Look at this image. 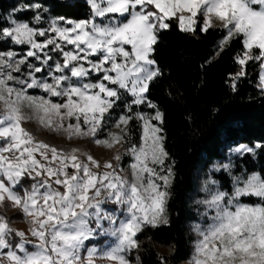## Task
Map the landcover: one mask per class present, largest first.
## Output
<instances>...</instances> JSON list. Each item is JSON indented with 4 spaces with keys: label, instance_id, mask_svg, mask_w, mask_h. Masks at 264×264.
<instances>
[{
    "label": "snow or ice",
    "instance_id": "1",
    "mask_svg": "<svg viewBox=\"0 0 264 264\" xmlns=\"http://www.w3.org/2000/svg\"><path fill=\"white\" fill-rule=\"evenodd\" d=\"M86 2L91 15L85 20L61 17L44 28L9 15L10 26L0 28V43L22 46L21 52L0 51V206L8 202L19 209L29 226L14 229L0 214V264H132L129 254L139 247L138 233L167 223L174 172L165 164L163 129L152 123L162 124L163 114L157 109L147 116L133 107L156 108L147 93L161 75L155 45L168 21L175 18L182 31L193 33L197 27L207 32L218 21L226 31L221 51L233 38L241 39L238 77L249 61L264 65V0ZM34 20L42 23L39 14ZM29 89L47 97L30 95ZM121 104L125 114L113 121V110ZM33 119L68 139L91 138L109 149L127 145L131 178L120 167V153L102 164L90 154L82 159L78 148L37 140L22 126ZM133 120L142 128L139 147L130 135ZM110 122L121 134L109 131L101 139ZM238 151L256 154L252 147ZM223 169L232 176V190L208 182L210 199L201 203L214 215L206 228L197 226L202 238L190 264H264V174L234 175L230 164ZM249 197L258 202H242ZM108 204L115 209H107ZM99 237L114 240L104 248L88 246Z\"/></svg>",
    "mask_w": 264,
    "mask_h": 264
},
{
    "label": "trees",
    "instance_id": "2",
    "mask_svg": "<svg viewBox=\"0 0 264 264\" xmlns=\"http://www.w3.org/2000/svg\"><path fill=\"white\" fill-rule=\"evenodd\" d=\"M37 4L40 5L39 10L16 11ZM37 14L42 18L40 25L34 20ZM89 14L90 7L84 0H0V28L9 27V15L46 28L53 19L84 20ZM168 23L170 27L159 33L155 45L154 58L161 75L150 84L147 93L156 108L141 105L134 106L133 111L152 116L158 109L163 114L161 135L165 137L164 147L169 155L167 162L174 172L167 203L169 221L159 227H147L138 236V264H185L191 259L193 236L189 225L197 217L190 194L199 165L209 166L225 158L231 147L245 144L255 148L256 154L237 156L233 172L264 174L261 62L249 61L244 67L245 74L238 77L241 71L237 57L244 52L241 39L233 38L221 51L219 42L226 36L223 28L211 27L202 32L197 27L193 33L182 31L173 19ZM7 50L17 51L21 47L0 43V51ZM127 99L131 100V97ZM122 114H125L123 104L113 110V121ZM113 124L110 122L108 127ZM129 128L132 141L139 146L140 122L133 120ZM256 145L261 147L256 148ZM129 161L130 157L123 158L125 164ZM216 177L223 189L231 192L232 181L228 175L223 172ZM27 183L31 184V181ZM243 201L258 202L252 197ZM19 215L24 217L22 213Z\"/></svg>",
    "mask_w": 264,
    "mask_h": 264
},
{
    "label": "rangeland",
    "instance_id": "3",
    "mask_svg": "<svg viewBox=\"0 0 264 264\" xmlns=\"http://www.w3.org/2000/svg\"><path fill=\"white\" fill-rule=\"evenodd\" d=\"M64 1L74 2L76 0H64ZM84 1L86 2V0H84ZM90 15H91V11H90L89 16ZM89 16L86 19H88ZM55 20L60 22V20H58V19H55ZM173 20H175V18H173ZM51 21L52 20H50L47 23L46 28L49 26ZM74 21H79V20H74ZM176 22L178 24V21H176ZM214 25H215L214 27L222 28V26L219 24L218 21H214ZM9 26H10V24H9ZM63 26H67V25H63ZM164 30H166V29H164ZM161 31H163V30H161ZM225 37L220 40V42H219L220 45H222V41L225 39ZM40 39L42 40L43 38H40ZM225 45L226 44H224L223 47ZM20 47H22V46H20ZM24 50L26 51L27 48L24 47ZM17 52H21V50H17ZM53 55L55 57H59L58 53H54ZM155 67H156V64H155ZM46 71L47 70H45V72ZM240 71H242L241 65H240ZM37 75L38 76H42L43 74L38 73ZM262 75H264V65L261 64L260 83H261V76ZM262 87H264V86H262ZM30 91H35V93L31 94ZM28 93L30 95L47 97L46 93H44V92H42L41 90H38V89H29ZM53 101L54 102H59V99L54 97ZM141 113H143V112H141ZM155 113H156V110L153 112L152 116H154ZM143 114L147 115L146 113H143ZM67 122L68 121H65V123H67ZM72 122H74V121H72ZM152 123L155 124V125H158L159 127H161V123L159 121L153 120ZM22 126L24 128H26L28 131H30L31 133H33L35 138L37 140H39V141L47 142V143H49L51 145L56 146L57 148L65 149V150H71L73 148L80 149V152H78L77 155H79L82 159L85 158V154H90L95 159H97L98 161H100L103 164L104 162L112 159L114 157V155H116L117 153H120L121 157H122V159L120 161V167L125 169L126 170V174L129 176V178H131L130 171H128V170H129L130 164L133 163V159H132L131 156L126 154V147H125L124 144H117L113 148L109 149L107 147H103V146H99V145L95 144L92 141L91 138H88V139H78V138L68 139L67 135L65 133H63V132L57 133L55 131H51V130L43 127L38 122H36L35 119L24 123ZM109 131L117 133V134H121L120 133V129H117L114 126V124H113L112 126L104 129V135L101 136V139L106 138L107 137V133ZM141 135H142V128H141ZM140 143H141V140H140ZM2 144H3V141H0V145H2ZM242 146L243 147H250V146L245 145V144H239V145L233 146V147H231L228 150L227 156L225 158H223L221 160H216L213 164H211L209 166H206V167H204L203 165H199L197 167V169H196L195 186H194V189H193L192 193L190 194V199H191V202H192L191 205H192V207L194 209V212L196 214L197 219H196V221L192 222L189 225L190 233L193 236V242H192L193 251H192L191 259L185 264H190V262L192 261L193 256L195 254V249H196L197 243L202 238L200 236V234L198 233V231H197V226H199L201 229H203V228H206L208 225H210L212 223L211 217L214 215V211L211 210V209H208L207 205L205 203H201V201H206L207 199H210V194H209V192L205 191V188H206V186L207 187H212L208 182L211 181V180H215L217 182L220 190L226 191V190L223 189L221 181L216 177L217 175H219L220 173H223V172L226 173L228 175V177L231 179L232 187H233L232 176H230L228 174V172L223 169V165L230 164L232 173L234 175H239V174H235L233 172L234 168H235L234 159L237 156L242 155L238 151V149L240 147H242ZM125 156L130 157V161L128 163H126V164L123 162V158ZM37 158L39 159L40 157L37 156ZM165 164L169 165V163L167 161H165ZM217 169H220V170H217ZM244 174L247 175L246 173H244ZM171 185H172V183H171ZM171 185H170V188H171ZM170 188H169V191H170ZM226 192H228V191H226ZM242 202H244V201L242 200ZM105 207L107 209H109V210H113V209H115L116 206L108 204V205H105ZM20 213H21V211L19 209L12 208L10 203H8V202H5L4 206H0V214L6 216L8 218L12 228L18 229V230H21V231H27L29 226H28L27 222L25 221V218L21 217L19 215ZM166 219H167V223H168L169 214H168L167 208H166ZM167 223L160 222L154 227H159V226H162V225H166ZM147 227H153V226H150V225L149 226H145L144 229H146ZM140 234H141V232L138 233L137 238H138V236ZM29 238L31 239V237H29ZM16 239L17 238L13 237V241H15ZM113 240H114V238H112V237H99V238H97V240L91 242L88 246L89 247L96 246L98 248H104L107 245H109ZM166 253H168V251H166ZM129 259L132 261V264H138L139 247L136 248V249H133L131 251V253L129 254ZM97 264H107V262L106 261H97Z\"/></svg>",
    "mask_w": 264,
    "mask_h": 264
}]
</instances>
